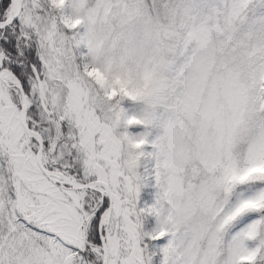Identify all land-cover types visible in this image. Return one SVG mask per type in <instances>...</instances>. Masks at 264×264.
Listing matches in <instances>:
<instances>
[{"label": "snow or ice", "instance_id": "snow-or-ice-1", "mask_svg": "<svg viewBox=\"0 0 264 264\" xmlns=\"http://www.w3.org/2000/svg\"><path fill=\"white\" fill-rule=\"evenodd\" d=\"M184 7L158 93L135 0H0V264H264V0Z\"/></svg>", "mask_w": 264, "mask_h": 264}, {"label": "rangeland", "instance_id": "rangeland-1", "mask_svg": "<svg viewBox=\"0 0 264 264\" xmlns=\"http://www.w3.org/2000/svg\"><path fill=\"white\" fill-rule=\"evenodd\" d=\"M185 2L191 0H135L138 18L137 54L148 65L158 93L182 71L203 69L211 81L217 79L212 55L220 57L226 43H221L205 27L189 31V13Z\"/></svg>", "mask_w": 264, "mask_h": 264}]
</instances>
